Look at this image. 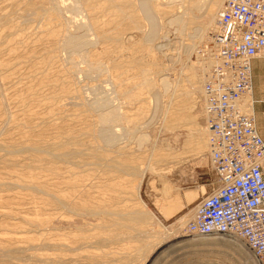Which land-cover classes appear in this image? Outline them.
Returning <instances> with one entry per match:
<instances>
[{"label": "rangeland", "instance_id": "1", "mask_svg": "<svg viewBox=\"0 0 264 264\" xmlns=\"http://www.w3.org/2000/svg\"><path fill=\"white\" fill-rule=\"evenodd\" d=\"M138 1L148 27L117 50L72 12L102 18L109 0H0V264H260L238 236L184 231L219 185L208 148L197 150L205 78L187 77L210 69L199 50L215 0L190 8L191 26L164 0L119 1L125 23ZM136 38L149 44L136 52ZM253 78L264 138V57ZM154 96L174 120L155 113Z\"/></svg>", "mask_w": 264, "mask_h": 264}, {"label": "built area", "instance_id": "2", "mask_svg": "<svg viewBox=\"0 0 264 264\" xmlns=\"http://www.w3.org/2000/svg\"><path fill=\"white\" fill-rule=\"evenodd\" d=\"M199 51L211 60L202 99L219 185L196 206L184 231L238 236L264 264V138L255 114L239 109L254 90V61L264 57V0H224Z\"/></svg>", "mask_w": 264, "mask_h": 264}, {"label": "bare ground", "instance_id": "3", "mask_svg": "<svg viewBox=\"0 0 264 264\" xmlns=\"http://www.w3.org/2000/svg\"><path fill=\"white\" fill-rule=\"evenodd\" d=\"M119 1H121V0H109V3L111 4L110 7H107V8L100 7V10L102 9L104 11H109L108 13H104V15L102 16V18H100V17L97 16L98 13H93L91 11L88 12V13H82V12H78V7L72 8L73 10H76V12L75 11H72L75 14V16H77V15H82V17L83 16H85V17L87 16L86 18H88V20H87V25L86 26H88V25L91 26V28H92L91 30H94L96 33H99V34H104V36H106V38H113V40H116L117 39L118 40V45L116 47L117 50H119V48L123 47L128 42V40L131 39L132 36H135L136 35V34H134L135 30H141V31H143V30H146L147 27H148V25L146 23L145 15L142 13V11L140 9V8H142L141 1H138L137 4H136L137 11H132V16L134 18H131V17L127 16V18H129L132 21V23H125L124 22L125 21V15H124L123 9L116 7V4ZM200 1L201 0H198V1L197 0H164L163 3L164 2L165 3L162 5V8L164 9V13L166 15L167 14H171V16L174 17V19H176V21H177L178 24H184L186 26L187 25L188 26H191V24L194 22V20L192 21V17H191V14L192 13H191L190 8L192 6H195V5L198 6V3ZM76 2L82 3L83 0H76ZM223 2H224V0H215V2L213 3V6H212V8L210 10V13H212L213 11H217V13L215 12L216 13V16H214V19H212V22H211V24L209 26V28L211 27V29H214V27H216V19H215V17L217 18V14H218L219 10L222 8ZM94 8L96 10L98 8V6L95 5ZM180 8H184V9L183 10H178ZM84 29L87 30L89 28H84ZM128 32L131 33L130 36L128 35ZM110 33H113V36L107 37ZM182 35H185V34H182ZM195 37H196V35H195ZM153 41L154 40L151 39V42H153ZM131 42H132L131 45H132L133 48H135V51L136 52L139 51L142 46H145V44H149V42H144L140 38H136V39L132 40ZM163 46H165V45L160 46V48H163ZM191 47L193 48V46H191ZM191 47H189V48H191ZM148 53L150 55V62L152 64L153 68L154 69L155 68H158V66H155L154 67V64H153V62L157 60L156 57H155L154 50L148 49ZM152 53L154 54V57H151L152 56ZM162 53H163V55L161 54V56H164V54H165L164 51ZM199 55L202 56L201 54H199ZM143 57H145V56H143ZM205 60L208 61V62L211 61V60H208V59H205ZM192 64H194V63H192ZM202 64L203 63H200L197 71H193L190 74V76H187V77H190L189 78V79H191L190 82H193L194 80H196L197 77H198V74H199V76L201 75L202 78H205V75L209 71V67H206V69H205L204 68V65H202ZM105 67L108 68V70L113 73V70H112L113 66L111 68H109L107 66H105ZM116 67L118 68V65ZM116 71L118 72V70H116ZM151 73H152V71H151ZM118 74L119 73H117V75H116L117 77H118ZM116 76L113 73L111 77H113L112 79L115 80L116 79ZM114 82H116V83H114V84H116V87L115 86L114 87H115L116 90H118V85L119 84H118L117 81H114ZM170 83H172L171 80L168 77L165 78V80H164V89H167V91L171 87V86L168 87V84H170ZM178 89H180V87H178ZM202 91H203V89H202ZM176 96H177V94H176ZM162 97H163V95H162ZM178 97H181V96H178ZM186 99H184V101H187L188 100V99L187 100ZM175 100H177V99H175ZM149 101H151V100H149ZM162 102H160L161 104H158V101L156 100V97L154 96V104H155V109L154 110H155V113L162 112L163 115H165L164 116V119L165 118L168 119V116L170 115V119L174 120L175 117H174L172 111L170 110L171 108L169 106L163 105ZM178 102H180V101H178ZM174 103H173L172 108L175 107L174 106ZM185 103L187 104V102H185ZM254 103H255V97H254V90H253L239 104V109L241 111H243V112L254 113L255 116H256V107H255V104ZM181 106H183V105L181 104ZM205 116H206V111H205ZM195 117L192 116V117H190V119L196 125V122L197 121H196ZM170 119L168 121H171ZM205 135L207 136V140H205V141L201 140V141L198 142V146H197L198 149L197 150L199 152H203L206 149V147L208 148V129H207V127H206V130H205ZM208 153H209V151H208ZM154 190H157L156 186H154ZM142 202H143V206L148 207L147 206V203L144 200ZM157 202L159 203V201H157ZM159 206H160L161 210H163V208L165 207L164 204L161 206V203H160ZM148 211H149V213L147 215L151 216L152 218H155V219L159 220L160 223L162 224L161 219L152 210L149 209ZM142 214H144V213H142ZM189 217L188 216L184 217L182 219V222L183 221H187V219ZM247 247H248V245H247ZM248 249L250 251H252L249 247H248Z\"/></svg>", "mask_w": 264, "mask_h": 264}]
</instances>
